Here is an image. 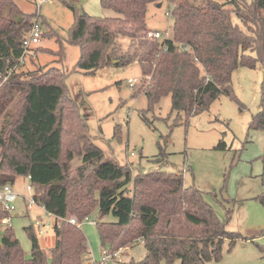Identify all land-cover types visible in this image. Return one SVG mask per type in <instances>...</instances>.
<instances>
[{
    "label": "trees",
    "instance_id": "trees-1",
    "mask_svg": "<svg viewBox=\"0 0 264 264\" xmlns=\"http://www.w3.org/2000/svg\"><path fill=\"white\" fill-rule=\"evenodd\" d=\"M163 2L172 18L171 36L163 43L145 40L148 7ZM101 6L117 16L91 17L69 6L74 18L68 43L79 49L76 66L94 75L107 66L138 64L143 80L138 91L150 109L169 96L176 118L182 113L187 121L221 96L234 98L231 80L238 66L264 70V0H101ZM32 19L13 0H0V186L12 185L17 177L29 179L35 203L57 221L55 242L48 258L32 228H25L31 242L26 258L11 228L0 227V264H86L91 258L86 237L68 219L81 223L94 211L102 249L114 252L142 242L143 259L126 264L219 262L224 243L231 248L242 237L226 230L201 191L185 186L182 174L133 175L127 165L106 157L87 136L60 68L9 74ZM118 36L131 45L140 40L139 53L124 50ZM68 105L79 127L66 144V161L62 140ZM249 129L264 132V77L260 110ZM218 148H226L223 141ZM74 153L81 157L76 168L69 163ZM262 181L264 187V161ZM257 199L264 209V190ZM109 215L113 222L104 221ZM7 216L0 212V218Z\"/></svg>",
    "mask_w": 264,
    "mask_h": 264
},
{
    "label": "rangeland",
    "instance_id": "rangeland-1",
    "mask_svg": "<svg viewBox=\"0 0 264 264\" xmlns=\"http://www.w3.org/2000/svg\"><path fill=\"white\" fill-rule=\"evenodd\" d=\"M40 1V0H38ZM224 3L226 0H215ZM250 1V0H248ZM25 14L41 16L42 36L38 51L19 72L55 66L65 74L64 84L72 104L83 122L86 133L104 155L120 165H127L132 174L163 173L182 174L185 186H193L203 193V198L214 210L217 218L225 223L228 232L240 234L229 248L225 242L222 258L211 264H264V209L258 201L264 190L262 174L264 161V132L249 129L252 116L260 110V91L264 70L238 66L232 73L234 98L221 96L201 114L186 121L184 115L171 111L170 97L165 96L151 109L143 92L140 66L136 63L111 65L85 74L76 65L79 49L68 43L74 13H85L96 18H114L117 15L103 9L101 0H46L37 9L34 0H13ZM69 5V6H68ZM228 8V6H227ZM166 2L150 5L144 23L145 32L167 33L171 36L172 18ZM234 23L241 27L234 17ZM124 50L140 51L136 44L118 36ZM163 36L157 42L163 43ZM31 59V60H30ZM129 80L132 84H129ZM72 105L65 109L63 134V159L67 161L66 146L74 136L78 123ZM223 141L226 148H218ZM80 156L72 154V168L80 165ZM160 161H157L158 159ZM28 178L17 177L12 190L19 196L15 211L11 213V230L25 257H30L31 242L25 228L31 227L42 251L50 258L49 249L54 245L53 228L57 222L36 204L25 209V198L33 191ZM95 211L89 221L95 219ZM70 216L69 218H72ZM104 221L113 222L112 216ZM38 223V225L36 224ZM79 228L86 237L90 257L97 260L102 250L97 228L90 222H81ZM2 230V229H1ZM119 261H141L145 251L141 241L135 242ZM173 264H181L175 261Z\"/></svg>",
    "mask_w": 264,
    "mask_h": 264
},
{
    "label": "built area",
    "instance_id": "built-area-1",
    "mask_svg": "<svg viewBox=\"0 0 264 264\" xmlns=\"http://www.w3.org/2000/svg\"><path fill=\"white\" fill-rule=\"evenodd\" d=\"M36 8L39 9L41 4L45 3L46 0H34ZM191 1H196V0H191ZM41 26L39 22V15L37 14L36 16L33 17L32 19V25L29 30V32L26 34L22 41V55L18 58L16 61V64L14 67L9 71V74L12 72H18L20 71L21 68L25 66L27 63L28 58H32L35 53L34 49L37 48L40 39H41ZM165 37V39H168V34L167 33H160V32H145L144 39L149 40V41H158L162 37ZM31 60V59H30ZM129 84H132V81L129 80ZM12 185L10 184H5L3 186H0V212H7L8 216L4 218H0V227L1 229H6V228H11V213L15 211V201L18 198V194L15 193L12 190ZM28 193L30 191H33L31 186H28L26 188ZM24 203H25V209L28 211L32 208V206L36 205L33 196L31 198H25ZM68 222L72 225L75 226H80L81 223H78L75 218H69ZM84 222H90L91 224L95 225V221H89L88 218L84 220ZM38 225V223H36ZM128 250L127 247L125 248H120L117 251L114 252H109L107 249H102L100 252V256L97 260H94L93 258H90L86 264H110L113 261H119L120 255H124L125 252Z\"/></svg>",
    "mask_w": 264,
    "mask_h": 264
}]
</instances>
